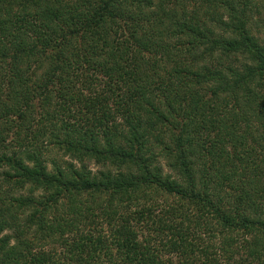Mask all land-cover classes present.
<instances>
[{
  "label": "trees",
  "instance_id": "1",
  "mask_svg": "<svg viewBox=\"0 0 264 264\" xmlns=\"http://www.w3.org/2000/svg\"><path fill=\"white\" fill-rule=\"evenodd\" d=\"M255 1L0 0V264H264Z\"/></svg>",
  "mask_w": 264,
  "mask_h": 264
},
{
  "label": "rangeland",
  "instance_id": "2",
  "mask_svg": "<svg viewBox=\"0 0 264 264\" xmlns=\"http://www.w3.org/2000/svg\"><path fill=\"white\" fill-rule=\"evenodd\" d=\"M252 10H248L249 17L251 18V23L254 26L259 27L260 33H258L264 39V0H256L251 7ZM53 157L62 159L59 155L57 148H52ZM68 156H65V159H68ZM94 170L97 168L95 165H91Z\"/></svg>",
  "mask_w": 264,
  "mask_h": 264
}]
</instances>
